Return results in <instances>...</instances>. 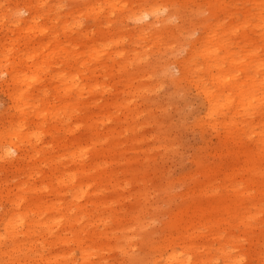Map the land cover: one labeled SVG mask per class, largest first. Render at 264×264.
Wrapping results in <instances>:
<instances>
[{"label":"rangeland","instance_id":"374dc122","mask_svg":"<svg viewBox=\"0 0 264 264\" xmlns=\"http://www.w3.org/2000/svg\"><path fill=\"white\" fill-rule=\"evenodd\" d=\"M34 3L0 0V39L17 38L8 58L21 70L18 81L0 70V130L15 123L11 98L23 80L31 99L45 89L48 104L78 110L72 132L26 107V130L43 126L44 157H0V264H59L68 247L83 264L78 242L57 240L59 206L68 204L73 214L85 207L72 228H84L86 264H264V67L255 69L264 62V0H46L34 20L57 38L44 47L26 8ZM227 51L241 72H220ZM236 73L235 89L211 78ZM71 77L84 85L81 97L65 92ZM203 90L216 95L211 108ZM73 134L83 136L86 165L100 162L78 200L55 173L84 176L70 155Z\"/></svg>","mask_w":264,"mask_h":264},{"label":"bare ground","instance_id":"6f19581e","mask_svg":"<svg viewBox=\"0 0 264 264\" xmlns=\"http://www.w3.org/2000/svg\"><path fill=\"white\" fill-rule=\"evenodd\" d=\"M35 1L37 4H27V9L30 11V20L31 23H34L35 27L38 28V31H41L42 35H46V28H39L40 24H39V19L34 20L35 18H37L38 16H40V12L43 10V7L46 4V0H33ZM55 6V5H53ZM34 7V9H33ZM48 11H50V8H47ZM54 9V8H53ZM91 9H93L91 7ZM17 11H19L17 9ZM32 12V13H31ZM39 12V13H38ZM44 15V14H43ZM147 15V14H146ZM2 20H6L2 15H0ZM42 17V16H41ZM11 24L13 26L17 25L14 29L11 30V32H13L14 30L17 31V35L21 34L22 31L24 32L25 29L21 28L19 23L22 22V19L20 17H16L14 18V20H11ZM16 22V24H15ZM258 26L255 25V29ZM32 28L29 27L26 30H30ZM15 37V36H13ZM47 37V40L45 41ZM51 38H57L56 34H49L46 36H43L39 42H43L41 44L42 47L46 46L49 42ZM17 38H12L10 39V43H6L5 41H2V39H0V55H3L4 57H0V70L2 68H4L7 72V74L9 75L11 81H15V80H21L20 79V74L21 70H17L15 68V66L19 65V63H15V60L13 58V60L10 62V59L8 58V54L11 51L12 47L14 46L15 42ZM26 46H29L31 43L30 39H27L26 41H24ZM59 44V43H58ZM59 47V46H57ZM15 51V50H14ZM16 52V51H15ZM237 54L236 51H227L226 52V57H225V63H227V67L224 69L225 66H222L223 64H221L222 70L220 72H224V71H231L233 69H236L237 71L241 72V62L236 60L235 55ZM38 54L36 53H32L29 56V60H34L35 58H37ZM99 56V53L96 52L95 55H92V58H97ZM19 61H21L19 59ZM37 67H39V65H37ZM260 67H264V62L261 64H256L255 69H259ZM187 73V71H186ZM185 70L183 71V75H186ZM68 73L66 72H62L60 73L58 76L60 78L66 76ZM211 78L214 81H222L224 83V85L226 86V89H235L236 87V79L239 78V74L236 73L234 75H232L230 78L226 79V80H222L219 75H211ZM78 82V78L75 77H71L70 82L68 83L69 86L67 87L68 89H66V93H71L76 91V93L78 94V97H81V94H83V90H84V85H81ZM21 85L23 84L24 87H27L25 90H23L21 93H18L17 95L13 96L11 98V102H12V108L15 110V114H16V118L15 119V123L11 124L7 129H3L0 130V142H1V148H0V157L1 158H9L11 160L14 159H25L27 157H30L31 155L36 154V156H41L44 157L45 152H44V148L43 146H40L39 149H37L38 144L43 143V139H42V125L40 126H36L32 129V131H27L26 127H25V121H23L21 119L22 116H24L26 113V107H29L31 109V112H33L34 117H42L43 119L46 118L47 115L53 113V116L55 117V121H57L59 119L60 122H62V125H65V129L66 130H70L73 132V129L70 127V119L72 118L73 114H75V111L78 110V108H74L73 113H71V111H69V104H65L60 108H57L55 105L53 104H48L47 100V92L45 89H40L38 88L36 91L38 92L37 94H39L40 92H42V97L40 99H36L33 100L31 99L30 96L28 95V88L30 87V85L25 82V80H23V83H20ZM243 86V85H242ZM238 88V92L235 93V96L240 98L244 95V93L246 92L243 87ZM80 87V88H79ZM99 86H97L96 88H98ZM9 93H13V90H9ZM202 94L206 100V102L208 103V105L210 106V108L212 107V103L214 101V98L216 97V95L212 92L209 91H202ZM37 96V95H34ZM55 109H57L56 111H54ZM14 117V116H13ZM19 118V119H18ZM18 119V122L16 123ZM57 119V120H56ZM16 125V126H15ZM78 126V125H76ZM72 141V143L76 144V148H74V150L72 152H70V155L72 157H76L78 158V164H79V169L82 170V173L84 174L83 177L78 179V175H77V170L75 169L74 171H67L70 168H67L65 166H61V169H57L58 167V163H62L60 160H54V157L51 156L49 158H52L54 163L56 164L55 169H57V171H55V173L58 174V179H59V185H60V190H63L64 188H67L68 190H72V195L75 197V199H80L82 197L87 196L88 192L92 189V187L94 186L93 183L95 182V171H96V166H99L100 162L98 163H93L91 166L90 165H86V163L84 162V156L85 154H87L86 151H83L81 148V141L83 140V136L79 135V134H73L72 139H70ZM62 143H64V141H61ZM50 142H47V144H49ZM47 146V145H46ZM36 150V151H34ZM13 152L18 153V156L14 157V155H12ZM104 152V149H100L97 151L96 156H100L102 153ZM97 172V171H96ZM97 174V173H96ZM235 175V173H234ZM57 179V180H58ZM98 184L100 185L101 182H98ZM209 183H207L208 185ZM102 185V184H101ZM58 209V207H57ZM72 212L71 210V206L68 204L64 210L62 207L59 206V212L58 215L56 216L57 218V229L59 230L58 235H57V240H59L60 243H62L63 246H68L71 244V242L75 243L78 245V248H82L81 252H82V257H83V264H86L87 262V257L89 256V250L87 249V247L83 246L82 243L78 241L77 238V234H79L81 231H84V228H80L78 229V231H76L75 224L81 222L84 220L85 217V207H82V209L78 210L77 214H73V213H69ZM96 219H94V222H99L102 221V216L101 215H96ZM48 225V224H47ZM86 225V224H85ZM49 227V225L47 226ZM73 227V228H72ZM55 230V231H56ZM66 230L68 231L67 233H69V236H66L64 234H66ZM81 244V245H80ZM61 255L59 256V264H76V259L74 257V250L70 247H68L67 249H63V252L60 253Z\"/></svg>","mask_w":264,"mask_h":264}]
</instances>
